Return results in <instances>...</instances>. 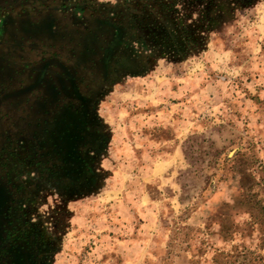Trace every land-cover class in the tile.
<instances>
[{
	"label": "rangeland",
	"instance_id": "rangeland-1",
	"mask_svg": "<svg viewBox=\"0 0 264 264\" xmlns=\"http://www.w3.org/2000/svg\"><path fill=\"white\" fill-rule=\"evenodd\" d=\"M204 5L0 0V264H264V0L185 52L129 38L132 73L73 56L95 19L169 31ZM66 80L102 138L75 146L80 174L41 152Z\"/></svg>",
	"mask_w": 264,
	"mask_h": 264
},
{
	"label": "trees",
	"instance_id": "trees-1",
	"mask_svg": "<svg viewBox=\"0 0 264 264\" xmlns=\"http://www.w3.org/2000/svg\"><path fill=\"white\" fill-rule=\"evenodd\" d=\"M177 3L178 0H174ZM187 1L189 16L187 20H192L196 3L205 5L198 12L199 19L186 24L183 18H174V23L169 24V31L160 25H143L138 18L121 12L114 19H95L97 26L83 31L76 36L77 50L73 55L77 60L88 65L92 74L100 70L101 75H110L115 68L121 67L124 72H133L141 60L148 63L149 57L138 59L135 56L121 55L120 48L123 44L136 39L139 42L150 43L161 51L163 55L171 51H186L189 47H197V35L199 32L219 33L237 16L238 12L252 6L257 0H184ZM203 3V4H202ZM175 5V4H174ZM177 22V23H175ZM83 34V35H82ZM199 39V38H198ZM99 52L101 56L97 57ZM141 67V66H140ZM68 81V82H67ZM67 90L61 87L55 88L58 104L54 109L45 112L46 118L41 120V152L43 157L54 168L62 167L63 171H68V166H73L74 173L80 174L79 166L82 158L75 149L78 142L89 134L94 135V143L97 145L101 141V136L95 132L91 133V124L83 111V106L76 108L73 100L78 94V85L66 80ZM73 96L66 99L65 94ZM55 100V101H57ZM93 143V144H94ZM76 146V147H75ZM261 202L259 200L257 205ZM261 219L264 221V206L259 209ZM253 216V215H252ZM258 220V218H256ZM264 247V237L262 239ZM232 259L233 257H228ZM262 259V258H261ZM218 264V261H217Z\"/></svg>",
	"mask_w": 264,
	"mask_h": 264
}]
</instances>
